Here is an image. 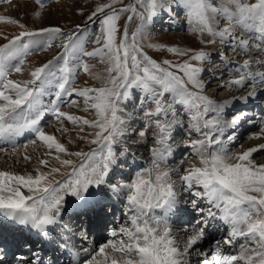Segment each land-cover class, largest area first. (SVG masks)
I'll use <instances>...</instances> for the list:
<instances>
[{
	"label": "snow or ice",
	"instance_id": "obj_1",
	"mask_svg": "<svg viewBox=\"0 0 264 264\" xmlns=\"http://www.w3.org/2000/svg\"><path fill=\"white\" fill-rule=\"evenodd\" d=\"M3 3L10 4L11 0H0V4ZM35 3L43 7L42 0H35ZM117 4L123 6L117 8ZM173 4L187 10L191 31L206 32L213 38L201 39V44L216 43L218 38L221 45L230 44L233 51L249 49L248 39L237 37L232 30L233 24H240L259 34L255 39L260 44L255 47L264 55V0H256L255 3L221 0L219 8L214 7L210 0H132L127 4L123 0H110L99 4L88 16V21L99 26L95 40L98 47L93 51L85 50L81 35L87 29H80L79 25L75 31L68 32L59 26L28 29L15 18L0 16V21L21 29L11 38L6 36V42L0 43V143H10L21 132L31 130L35 133L32 143L40 142L46 148L44 156L54 157L62 167L71 168V171L61 172L60 168L49 167V161L41 157L35 174L0 170V217L47 237L53 226L61 222L66 195L82 200L89 194L90 188L106 186L115 195L126 193L131 226H122L119 233L114 230L113 236L120 235V241L100 247L83 264H192L193 255L198 257L196 264H264V164L257 165L253 159L254 153L264 150V144L250 147L235 156L223 148H211L213 144H222L229 122L222 120L220 115L225 104L213 105L201 94L205 86L201 79L202 65L209 58V53L191 48L166 47L169 54L187 59L158 62L142 50L141 42L146 38V32L142 31L144 26L159 11H171L169 6ZM210 13L224 14L229 26L217 31L212 26ZM34 15L39 18L41 13L36 11ZM122 16L128 22L138 19L140 26L130 33L128 23L118 24ZM121 27L123 32L117 42ZM56 39L61 41L59 47L62 52L31 70L30 79H9L13 72L23 73L25 58L30 52L50 50ZM105 55L110 67L104 86L73 87L75 73L69 67L70 60L75 59L79 63L81 57ZM257 63L264 64V60ZM249 64L250 61L246 60L237 68L239 78L230 81L231 84L243 87L249 77H258L264 82V72L252 74L244 70ZM82 67L88 71L89 65L83 63ZM50 88L55 89L53 98L45 104L42 97ZM132 89L141 93L134 97L141 108L148 102L154 105L144 113L148 120L144 128L153 130L156 146L150 149L152 160L144 172L138 173L131 183L113 185L107 182L116 161L112 146L128 134L121 113L129 118L134 114L128 113L125 107ZM74 96L84 98L85 111L94 110L95 120L68 115L60 110L65 102L75 104ZM242 99L246 101L248 97ZM177 105L189 115L190 129L203 138L187 141L199 156L201 166L185 168L179 179H174L172 173L177 170L168 169L166 160L171 152L169 141L173 138L172 132L182 125ZM210 112L216 115L209 118ZM48 113L53 114L59 123L66 119L79 125L81 132L85 131V126L98 129L89 134L94 138L88 141L98 147L91 151L68 152L54 135L42 130L41 121ZM244 115L239 113L234 116L231 126L234 127ZM260 131L264 133V128ZM131 134L137 133L134 131ZM138 135L144 137L146 131L139 130ZM80 138L86 139L84 136ZM54 154L75 156L79 161L74 163L72 159H61ZM23 159L30 161L32 157L25 153ZM57 174L60 179H56ZM21 189H27L28 195L22 194ZM179 191L191 197L185 203L199 214L198 227L189 236L182 251L171 234L168 221V217L178 210ZM201 201L209 207H199ZM155 209L162 210L164 215H154ZM217 219L230 227V233L222 241L214 242L212 259L209 260L208 252L196 245L204 240L206 230ZM238 237L246 238V242L239 245L238 254L222 255V246L234 247ZM249 241L254 246H250ZM68 244L69 241H62L61 247L67 249ZM113 253H120V259L117 260ZM4 254V249L0 248V259ZM98 257L103 260H98ZM18 259L24 264L23 257ZM29 264H45V261L37 255Z\"/></svg>",
	"mask_w": 264,
	"mask_h": 264
},
{
	"label": "rangeland",
	"instance_id": "obj_2",
	"mask_svg": "<svg viewBox=\"0 0 264 264\" xmlns=\"http://www.w3.org/2000/svg\"><path fill=\"white\" fill-rule=\"evenodd\" d=\"M107 2H110V0H42L43 7H40L35 3V0H11L10 4H0V16L6 18H15L19 20L20 23H23L28 29H38L46 26H59L65 32H68L69 30L75 31L76 26L79 25L80 29H87L86 31H83L81 35V42H83L85 50L93 51L96 47H98V45H96L95 43V40L96 34H98L99 32V26L93 25L92 22L88 21V16L90 15L91 11L94 10L99 4ZM123 2L124 4H127L129 2H132V0H123ZM244 2L255 3L256 0H244ZM210 3L216 8H219L221 6V0H210ZM122 6L123 5L121 4L116 5L117 8ZM169 7L171 8V11H169L168 9L159 11L157 16L150 23L146 24L142 29V31L146 32V38L141 42L143 45L142 50L144 51V53L152 59L157 60L158 62H161L165 59L173 61L178 59H187V57L179 58L172 54H169L166 51V47L191 48L194 51L203 50L209 53V58L206 59L202 65L203 73L201 79L203 80L205 86L201 94L207 99L211 100L213 102V105L225 104V109L220 115L222 120H226L229 122V126L225 128V134L222 138V144H213L211 148H215L217 150L223 148L229 154L235 156L250 147H258L260 144H264V133H261L260 131L261 128H264V92H262L264 87L262 84L264 82L262 83L260 81L259 83L263 86L262 87L258 83H253L254 81L259 82L260 79L258 77H256L255 80L254 78H248L245 80L244 86H240L239 88H237V85L230 83V81L239 78L240 73L237 72V68L244 65V62L246 60L250 61V64L255 63V65H249L246 69H244L245 71L248 70L251 71V73L259 71L264 72V64H256L257 59L264 60V55H262L259 50H256L255 52L253 48L255 47V45L260 44V41L255 39V37L259 34L254 31H249L243 25L233 24L232 30L235 35L237 37L243 36L248 39L249 49L233 51L230 44L221 45L218 38L216 43L201 44V39L209 40L213 38L206 32L201 34L198 31L193 32L190 30L192 28V25H190L188 22L187 10L183 6L173 4ZM229 7L232 8V6ZM36 11H39L41 13V16L39 18L35 17L34 15ZM210 15L213 17L212 26L217 31L229 26L228 19L224 14L210 13ZM125 23H128L130 33L136 31L138 26H140V21L138 19L134 22H128L126 20V17L122 16L118 21V24L122 26ZM20 30L21 29L16 25H11L6 22L0 21V43L6 42L4 39L6 36L8 38H11L14 35L18 34ZM122 32L123 28L121 27L120 32L117 33V42L119 41ZM60 43V39H56L53 41L54 47L52 49L47 51L30 52L25 58L23 73L17 74L13 72L9 76V79H30L31 70H33L36 66H40L41 64L46 63L48 60L52 59L54 56L63 51V49L59 47ZM149 45H164L165 47L154 48L150 47ZM233 55L235 56L233 57ZM83 63H87L89 65L88 71H84L82 67ZM69 67L75 73L73 77V87L83 89L86 87L100 88L104 86V83L109 76L108 68L110 67V65L108 64L107 56L105 55L103 57H81V61L79 63L75 59H71L69 62ZM54 90L55 89L50 88L49 92L42 97L45 104H47L48 101L53 98L52 92ZM237 91L243 92V96L248 93H251L252 95L246 102L240 100L238 102H235L234 104L232 103L229 105V95H234ZM139 95H141V93L138 90H130L129 100L125 107L128 113L134 114L129 118L126 114L121 113V115L125 119V127H127L128 129V134L124 135L118 143H115L112 146L113 153L116 156V161L113 164V167L111 168L109 176L107 178V182L109 184L114 185L117 183H131L132 180L136 178L138 173L144 172L150 166L152 160L150 149L156 146V137L154 136L152 129L144 128V126L148 123V120L147 118H145L144 113L153 108L154 105L148 102L143 105V108H141L137 100L134 99V97ZM257 97L259 98L257 99ZM73 98L77 102L75 104H70L67 102L63 103L60 108L62 112L68 115L79 116L90 121L96 119L94 110L89 109L88 111H85L83 97L74 96ZM67 99L68 98H66V101ZM248 104L250 105L247 107ZM176 107L177 114L182 120V125L175 127L172 132L173 138L169 141L171 152L167 157L166 167L168 169H176L177 171L173 172L172 176L174 179H179V174L182 173L185 168H188L190 166H201L199 156L196 155L195 150L190 145H188L187 141H189L190 139H202L203 137L200 133H197L195 130L190 129V117L183 109V107L179 105H177ZM239 113H243L245 115L234 127H232V118ZM215 115V113L210 112L209 118ZM247 115H250L251 117ZM41 128L43 131H45L46 134L54 135L58 139V141L65 146L68 152L74 153L77 151H91L93 148L98 147L97 145H92L88 142L94 138V135L89 134H94V132L98 131V129H92L85 126V131L81 132L79 125L73 124L66 119H64L62 123H59L57 122L56 117L51 113L46 114L45 118L41 121ZM58 129H67V131L62 132ZM139 130H145L146 135L144 137H140L138 135ZM134 131L137 134L132 135L131 133H133ZM30 132L31 130H25L21 134L16 136L15 138L22 136L23 139L13 145L7 144V142L0 143V149H3L0 150V170H6L14 174L35 173V170L38 166V160L39 158L43 157L44 159H47L49 161V167L60 168L61 172L71 171L70 167H62L59 161L54 157L44 156L46 148L42 144H40V142L33 144L32 141L35 139V134L31 135ZM216 135H218V133L214 134L213 138H215ZM82 136L86 137V139H81L80 137ZM211 148L209 150H211ZM125 149H127L126 152ZM19 151H21L20 154L22 153V156L24 155L23 153H26L31 156L32 159L30 161H25L22 156H19L20 158L18 159H20V162H15L13 159V155ZM142 151H145L144 153H146H142L143 161L133 164L131 160H133L135 156L140 155ZM54 155H59L61 159H72L74 163L79 161V158L75 156H67L66 154ZM253 159L257 165L264 164V150H260L254 153ZM122 169H125L126 172H123ZM60 178L61 176L57 174L56 179ZM96 189L98 191L101 190V188H90L89 194L86 195L82 200L86 199ZM21 191L22 194L28 195L27 189H21ZM102 191H106L105 194L108 192L111 193V191H109L106 186L102 187ZM117 197L118 201H116V204L118 205V209L115 208V210L118 212L114 213L112 218L110 217V219L106 221L109 222L107 226L104 223V216H107L108 211H102V213L100 212L96 216L97 219L94 223L95 227L97 226V224L103 225L101 231L95 229L96 233L100 232L99 236H97L98 241L95 239L97 245H95L94 237L90 236L87 238L83 234L79 235V233H81V230H78L77 234L80 239H78L77 241H79V245H82L84 249L90 248L89 245L102 247L105 244H109L111 242L118 243L121 237L120 235L113 236V231L115 230L116 232L118 231L117 233H119V229L122 226H131V222L129 219L131 213L129 205L127 203L126 193L118 195ZM107 198L110 200L114 199L115 196L112 195L111 197L108 196ZM179 198L180 210L175 211L174 214L176 215L177 212L183 213L177 215L176 218L174 217V214L170 215L169 217L173 219L175 218V221L169 217L168 218L171 221H168L171 224L169 226L172 232V236L175 234L174 237L177 243H179L180 249H182L181 244L187 241L189 236L198 227L196 222L199 219V214L197 213L195 208L191 207L190 204L185 203V201L191 199V197H189L187 193L179 191ZM79 201L81 200H76L73 196H65L61 211L62 218H64L65 221H61L54 228V230L58 233L56 238H54V244L58 245V250L56 251L57 254L60 253L62 255L64 252L63 250L65 248L61 247V243L63 241L62 235L63 233L66 235L65 226L67 225L65 224V222H68L70 220L63 217V214L68 210V208L74 209L75 205ZM199 207L207 209L209 205L206 202L201 201L199 202ZM107 208L108 203L106 202L104 205V209L107 210ZM85 211H87V209L83 212ZM154 215L163 216L164 214L162 210L155 209ZM64 216H66V214H64ZM188 217L190 221L186 223ZM179 219L183 223H180V221H178ZM185 219L186 221H183ZM81 220L83 221V219ZM60 225L63 226L61 227ZM20 226L21 225H17L16 232H18ZM206 232L209 233V235L207 234L209 237L211 233L217 237V239H215V237L213 236L214 240L212 239V242L210 244V248L212 249V245L215 241H222L224 238H227L229 236L230 227L224 224L221 220L217 219L212 222V226H210ZM236 240L237 241L234 247L228 245L222 246V255L238 254L239 245L245 243L246 238L238 237L236 238ZM68 241L70 242L71 246L72 244L74 245L76 243H74L72 239H68ZM249 244L250 246H254L251 245L250 241ZM36 245L38 244H32L30 246V249L34 248V250L36 251ZM203 247L204 245L198 248ZM98 249H96L95 252H97ZM203 249L208 252V259L211 260L212 256L209 246ZM22 251V249L19 250L15 255L17 261H19V257H23L24 264H29V262L31 261V257L35 255L36 252L34 251L25 255V251ZM95 252H92L90 254L91 256L89 255L90 257L87 256L86 258H84V260L81 261V264H83L85 260L91 259L92 255ZM114 255L118 260L120 259V253H115ZM65 256L66 255L64 253L63 257L60 256L57 262H63L66 258ZM101 258L102 257H98L97 259L100 260ZM196 258L197 257L195 255L191 257L192 264H196ZM68 261L69 259H67L66 263ZM50 263H52V260L48 258V260H46V264ZM19 264H21V262ZM239 264H242V262H239Z\"/></svg>",
	"mask_w": 264,
	"mask_h": 264
},
{
	"label": "bare ground",
	"instance_id": "obj_3",
	"mask_svg": "<svg viewBox=\"0 0 264 264\" xmlns=\"http://www.w3.org/2000/svg\"><path fill=\"white\" fill-rule=\"evenodd\" d=\"M254 48V51L256 52V50H258L256 47H253ZM248 51V50H247ZM251 51V50H250ZM235 55H233V57H234ZM257 61H259L258 59H257ZM257 61H256V64H259V63H257ZM249 65H251V66H254L255 65V63H251V64H249ZM256 71H259V70H256ZM238 72V71H237ZM246 72H250L251 73V71H248V70H246ZM259 72H263V71H259ZM256 73H258V72H254V73H252V74H256ZM249 79H252V77H249ZM254 80H255V78H254ZM260 81L261 80H259V82H256V81H254L253 83H260ZM263 83V82H262ZM218 85V84H217ZM259 85H261V84H259ZM263 86H264V83L262 84ZM261 85V86H262ZM238 87L237 88H239L240 86L239 85H237ZM262 86V87H263ZM262 92H264V87H263V91ZM261 92V93H262ZM261 96V95H260ZM259 96V97H260ZM243 97H248V99H249V93L248 94H246L245 96H243V92H240V91H237L234 95H229V105L230 104H234L235 102H238V101H240V100H243V102H246V101H248V99L245 101L244 99H242ZM259 97H257V99L259 98ZM254 98V97H253ZM253 103V102H252ZM242 104H245V103H242ZM251 104V103H250ZM250 104H248L247 105V107L250 105ZM247 116H249V117H251L250 115H247ZM22 133V132H21ZM20 133V134H21ZM31 133V135H34L35 133L33 132V131H31L30 132ZM23 139V137L22 136H19L18 138H14L10 143L9 142H7V144H15V143H17L18 141H20V140H22ZM264 143V142H263ZM18 145V144H17ZM20 152L21 151H19V152H16L14 155H13V159H14V161L15 162H20V159H18V158H20L19 156H22V153L20 154ZM23 152V151H22ZM145 151H142L141 153H140V155H137V156H135V158L133 159V160H131V162H133V164H136V163H139L140 161H143L142 160V158H143V156H142V153H144ZM23 154H25V153H23ZM144 154H146V153H144ZM24 156V155H23ZM22 156V157H23ZM145 158V157H144ZM128 166V165H127ZM120 169V168H119ZM122 171L123 172H126V170L125 169H122ZM31 174H35V173H31ZM105 192L106 191H102V188H101V190L100 191H98L97 189L96 190H94L86 199H84V200H81V201H79L76 205H75V207H74V209H71V208H68V212L66 213H64V214H66V216H64V214H63V217H65L66 219H70L68 222H65V224L68 226V227H71V226H74V220L76 219V217L77 218H80L79 216L80 215H85V219L87 218V222H88V224H86V223H84V225L86 226V228H84V227H79V228H76V227H74V229H73V234L75 235V236H77L78 237V230H81L82 231V229H85L86 230V232H89V234L90 235H92L93 237H95L94 238V240L96 239H98L97 238V236H99V233L100 232H98V233H96L95 232V229H98L99 231H101V229H102V224H97V226L95 227V222H96V216H97V214L98 213H102V211H103V208H102V205H104L106 202L108 203V204H110V206H113V208H112V212L113 213H116V212H118V211H116L115 210V208L116 209H118L117 207H118V205L116 204V201H118V195H115V194H113L112 192L110 193V192H108V193H106L105 194ZM112 195H114L115 196V198L112 200V199H108L107 197L108 196H112ZM107 196V197H106ZM120 198V197H119ZM87 209V211H85L84 213H83V211L84 210H86ZM120 209V208H119ZM178 210H180V208L178 207ZM180 213H183V212H177V214L175 215L174 213V217L176 218V216L177 215H179ZM188 213V212H187ZM172 214V215H173ZM104 216V215H103ZM112 216L113 215H111L110 217L112 218ZM105 217V219H104V223L106 224V226L109 224V222H106L109 218L108 217H106V216H104ZM124 217V216H123ZM169 218H171V217H169ZM168 218V220L169 221H171L170 219ZM175 218L173 219V218H171V219H173L174 221H175ZM2 219V220H1ZM4 220V224L6 225V227L10 230L9 231V234H7V235H5V238H2V236L0 237V240L2 239L4 242H5V246H1L0 248H2V247H4V248H2V249H4V252H5V254H4V257H3V259H0V264H7V263H9V264H11V263H13V264H19L21 261L19 260V261H17V258L15 257V255L17 254V252L19 251V250H23V251H25V255H27L28 253H32V252H34L35 250H34V248H32V249H30V247L29 248H27V247H24V245H23V243H24V239H22V240H18L17 239V241L15 242V238H17L16 237V227H17V225H14V224H12L11 222H8L7 220H6V218H2V217H0V221L2 222ZM61 221H65L64 220V218H62V214H61ZM178 221H180V219L178 220ZM183 221H186V219L185 220H183ZM190 220H189V217L187 218V221H186V223H188ZM80 222V221H79ZM173 222V221H172ZM178 223V222H177ZM176 223V224H177ZM180 223H183L182 221H180ZM179 223V224H180ZM79 224V223H78ZM169 225H171L170 223H169ZM61 226V225H60ZM63 226V225H62ZM61 226V227H62ZM76 226V225H75ZM94 226V227H93ZM54 228H55V226H53V228L50 230V232H49V235L47 236V237H44V236H41L39 233H37V232H35V231H33L32 229H30V228H26V227H24V226H20V229L21 230H24V232H25V235H26V238H29V239H32V241L31 242H35V244H41V247H43V249L41 250V251H39L38 252V256H40V257H42V258H44V261H45V264H46V260L49 258V259H51V260H53V263H50V264H81V261L82 260H84V258H86L87 256L88 257H90L91 255V253L92 252H95L96 251V249H98V247L99 246H95V245H97V243H96V240H95V245H89V247L90 248H87V249H84L83 247H82V245H79V241H77L76 243H75V245H73V246H71V245H68V247H67V249H64V252H63V254L61 255L60 253H56V251L58 250V245H56V244H54V238H56V236L58 235V233L54 230ZM91 229V230H90ZM208 230V229H207ZM206 230V231H207ZM111 232V231H110ZM118 232V231H117ZM187 233V232H186ZM171 234H172V232H171ZM180 234V233H179ZM209 235V233L208 232H206V234H205V238H204V240L202 241V242H200V243H198L197 244V247H202L203 245H204V247L203 248H205V247H207V246H209V249H211L210 248V244H211V242H212V239L215 237V239H217V237L216 236H214L212 233L210 234V237L208 236ZM79 235H82V233H79ZM64 236V235H63ZM85 236V235H84ZM175 236V234L173 235V237ZM214 236V237H213ZM89 237V236H88ZM175 238V237H174ZM176 240V239H175ZM214 240V239H213ZM98 241V240H97ZM237 241V240H236ZM177 242V241H176ZM180 242V241H179ZM187 241H185V242H183L181 245H182V249L181 250H183V247H184V244L186 243ZM15 243V244H14ZM77 244V245H76ZM178 245H179V243H178ZM180 245V246H181ZM206 245V246H205ZM92 246V247H91ZM103 247V246H102ZM100 248V247H99ZM38 250V249H37ZM99 250V249H98ZM22 251V252H23ZM225 251V250H224ZM64 253H65V260H64V262H57V260H58V258L61 256V257H63V255H64ZM19 254H22V253H19ZM115 253H113V256L117 259V257L114 255ZM226 254V253H225ZM90 255V256H89ZM35 255H33L32 257H31V259L34 257ZM198 258V257H197ZM197 258H196V260H197ZM67 259H69V261L66 263V261H67ZM200 259H202V258H200ZM100 260H103V258H101ZM118 260V259H117Z\"/></svg>",
	"mask_w": 264,
	"mask_h": 264
}]
</instances>
